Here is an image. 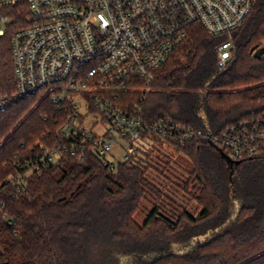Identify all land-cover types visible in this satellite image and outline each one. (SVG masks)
Here are the masks:
<instances>
[{
	"label": "trees",
	"instance_id": "trees-1",
	"mask_svg": "<svg viewBox=\"0 0 264 264\" xmlns=\"http://www.w3.org/2000/svg\"><path fill=\"white\" fill-rule=\"evenodd\" d=\"M11 28L0 35V94L15 91ZM229 35L191 26L150 90L139 83L124 102L140 104L147 122L166 117L214 133L264 117V0L231 32L233 54L221 67L216 46ZM38 99H20L0 118V264H264V152L230 165L208 140L153 135L191 168L145 146L115 172L94 153L82 161L67 154L27 170L18 191L8 178L35 159L64 116L50 98ZM206 147L219 151L222 165L209 163ZM185 199L200 206L198 215ZM145 201L152 208L139 224Z\"/></svg>",
	"mask_w": 264,
	"mask_h": 264
},
{
	"label": "built area",
	"instance_id": "built-area-1",
	"mask_svg": "<svg viewBox=\"0 0 264 264\" xmlns=\"http://www.w3.org/2000/svg\"><path fill=\"white\" fill-rule=\"evenodd\" d=\"M253 5L254 0H0V35L13 28L15 71V91L0 94V118L16 101L37 94L64 115L37 144L35 159L25 160L8 181L20 191L27 170L48 167L67 154L82 161L90 152L115 172L153 135L182 143L205 139L233 160L264 152L263 116L214 133L166 117L147 122L140 104L130 108L123 99L139 83L150 90L155 71L195 24L211 35L230 34L216 46L225 67L233 54L231 32ZM118 147L122 161L116 162Z\"/></svg>",
	"mask_w": 264,
	"mask_h": 264
},
{
	"label": "rangeland",
	"instance_id": "rangeland-1",
	"mask_svg": "<svg viewBox=\"0 0 264 264\" xmlns=\"http://www.w3.org/2000/svg\"><path fill=\"white\" fill-rule=\"evenodd\" d=\"M20 23L25 22L24 19V12H22V15H20ZM19 23V24H20ZM13 31V28H11ZM43 97H40L38 99V103H40V101H42ZM148 143L145 146V150L146 151H152L153 154L156 155H161L160 151H166L169 154L174 155L175 158H177L181 163H182V168L184 169H190L191 168V164L189 162V160H187L188 158L186 156H184L183 154L178 155L174 149L170 148L168 146V144L164 143V145L162 146L161 144L155 142L154 140L151 139H147ZM143 141L137 142L136 144L141 146ZM123 149L119 150V147L117 149H115V151L113 152V155H118V161H122V159L120 158V155L122 154ZM219 152V151H218ZM215 149L211 148V147H206L204 155L207 158V160L209 161V163L211 165L214 164H221L224 159L227 162L226 158H222L221 155L218 153ZM142 155V153H140V156ZM224 162V161H223ZM229 164V163H228ZM222 165V164H221ZM182 168H179L178 170H176L177 174H186L187 171L183 170ZM155 170V169H153ZM154 174H157L156 170L153 171ZM187 175V174H186ZM182 204L189 210L191 211L194 215H198L201 211L200 206H198L194 201L190 200V199H185ZM152 208V205L145 201L144 204L142 205L141 209L137 211V213L135 214V219L139 224H143L147 218V213L149 212V209ZM203 239V238H201ZM97 264V263H96Z\"/></svg>",
	"mask_w": 264,
	"mask_h": 264
},
{
	"label": "water",
	"instance_id": "water-1",
	"mask_svg": "<svg viewBox=\"0 0 264 264\" xmlns=\"http://www.w3.org/2000/svg\"><path fill=\"white\" fill-rule=\"evenodd\" d=\"M226 159L227 162L232 165V164H238L239 161L238 160H233L232 158H230L228 155H226L225 153L222 154Z\"/></svg>",
	"mask_w": 264,
	"mask_h": 264
}]
</instances>
